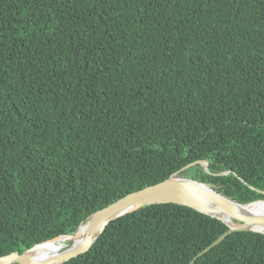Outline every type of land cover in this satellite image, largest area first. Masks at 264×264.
I'll return each instance as SVG.
<instances>
[{
  "label": "trees",
  "instance_id": "16d2710c",
  "mask_svg": "<svg viewBox=\"0 0 264 264\" xmlns=\"http://www.w3.org/2000/svg\"><path fill=\"white\" fill-rule=\"evenodd\" d=\"M176 172L264 200V0H0V257L58 252L76 234L54 238ZM228 228L153 203L59 264H189ZM194 264H264V233Z\"/></svg>",
  "mask_w": 264,
  "mask_h": 264
},
{
  "label": "water",
  "instance_id": "95a60500",
  "mask_svg": "<svg viewBox=\"0 0 264 264\" xmlns=\"http://www.w3.org/2000/svg\"><path fill=\"white\" fill-rule=\"evenodd\" d=\"M197 163H203L208 167L207 162L198 160L187 164L183 169ZM167 202L187 205L200 212L215 216L229 225V228L223 234L196 254L189 264H194L201 255L221 243L228 235L235 231L254 230L264 233V215H249L238 210V205H248L255 201L246 204L239 203L224 196L203 181L178 176V172H176L173 176L163 181L130 192L94 212L88 221L81 224L77 229L78 232L83 225L86 226L87 237L83 243L76 245L72 243L70 247L53 253L42 260H36L30 256L31 251L37 244L24 252L16 250L0 257V264H13L15 262L20 264H59L69 261L72 258L86 253L107 224L114 218L125 215L145 205ZM229 219L233 223L229 222ZM77 232L74 234H63L61 236H73Z\"/></svg>",
  "mask_w": 264,
  "mask_h": 264
},
{
  "label": "bare ground",
  "instance_id": "6f19581e",
  "mask_svg": "<svg viewBox=\"0 0 264 264\" xmlns=\"http://www.w3.org/2000/svg\"><path fill=\"white\" fill-rule=\"evenodd\" d=\"M238 210L241 211L242 213H246L249 215H255V216L264 215V200L255 201V202L248 204V205H238ZM229 222L233 223V221L230 219H229ZM86 237H87L86 226L83 225L80 228V230L77 232V234L74 236L73 244L76 245V244L83 243L85 241ZM43 247L44 246L33 249L30 253V256L33 259L42 260V259H45V258H47L53 254V253H50L49 251H45V250L37 251V249H41Z\"/></svg>",
  "mask_w": 264,
  "mask_h": 264
},
{
  "label": "rangeland",
  "instance_id": "374dc122",
  "mask_svg": "<svg viewBox=\"0 0 264 264\" xmlns=\"http://www.w3.org/2000/svg\"><path fill=\"white\" fill-rule=\"evenodd\" d=\"M62 237V236H61ZM54 239H57V238H54ZM54 239H52V240H54ZM59 239V238H58ZM68 241H72V243H73V240L72 239H68V240H58V242L60 243V244H62V249L61 250H63V249H66V248H68V247H70V245L72 244H70V245H67L66 243L68 242ZM44 247H48V250L50 251V249H51V247H49V246H44ZM43 247V248H44ZM61 250H59V251H61ZM58 251V252H59ZM57 252V251H56ZM51 253V252H50Z\"/></svg>",
  "mask_w": 264,
  "mask_h": 264
}]
</instances>
